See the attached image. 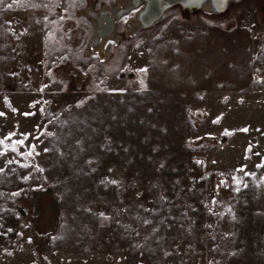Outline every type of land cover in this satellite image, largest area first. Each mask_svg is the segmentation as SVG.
<instances>
[{"label":"rangeland","instance_id":"rangeland-1","mask_svg":"<svg viewBox=\"0 0 264 264\" xmlns=\"http://www.w3.org/2000/svg\"><path fill=\"white\" fill-rule=\"evenodd\" d=\"M12 3L0 4V140L16 134L0 145V264H264V1H176L126 34L136 7L104 53L89 50L85 11L117 0Z\"/></svg>","mask_w":264,"mask_h":264},{"label":"bare ground","instance_id":"bare-ground-1","mask_svg":"<svg viewBox=\"0 0 264 264\" xmlns=\"http://www.w3.org/2000/svg\"><path fill=\"white\" fill-rule=\"evenodd\" d=\"M167 1H171V0H117V6H115L114 8L103 6L99 10H95V9L93 10L92 7L89 6L88 9L85 11V13L88 16L90 15L95 25L94 33H93L94 36L91 37L89 50L97 51V52H99L100 50L102 51L104 40H106L108 37L114 40L118 38L119 35L118 34L116 35L114 30L111 27L109 28L108 21H111L114 24L116 19H118L119 17H121L122 15L126 13H129L131 9H134L136 7L141 8L142 4H144V11L140 12L136 20L131 21L129 19L130 23H129V26L126 28L125 32L126 34H130L131 32H134L136 29L147 26L150 23H152L154 20H156L157 17L160 16V15L158 16V13L156 10L158 9L160 10L159 12L162 13L168 7V6L165 7ZM176 1L180 5L184 7H189L190 9L191 7H202L203 9H206L211 12L220 11L227 5V3L230 2V0H225L222 3L220 2V0H173V2H176ZM140 2L142 3L141 5H140ZM124 8H126V10L122 11L123 12L122 13L120 10H123ZM154 14H157V15L153 16ZM40 193L41 192L37 193L38 195H37L36 202H39L38 197L41 196ZM46 210L49 213V221L47 223V226L48 225L50 226L51 228L50 231H51L53 229V225H51V223H53L52 205L47 206ZM37 213H38V209L35 212V216H39V214ZM45 228L46 227H44V229ZM33 229H34V232L38 233L39 235L50 232V231L38 230L37 227L34 226V223H33Z\"/></svg>","mask_w":264,"mask_h":264},{"label":"snow or ice","instance_id":"snow-or-ice-1","mask_svg":"<svg viewBox=\"0 0 264 264\" xmlns=\"http://www.w3.org/2000/svg\"><path fill=\"white\" fill-rule=\"evenodd\" d=\"M4 2V0H0V4H2ZM82 2V0H70V7H76V6H78L79 5V3H81ZM220 2L222 3L223 2V0H220ZM16 3V0H13V3L12 4H8L7 5V7L8 8H12L13 7V5ZM65 11H67V9L65 10ZM65 17H61V19H64ZM45 19H47V17H45ZM125 20H126V18H125ZM109 44H112V43H114L113 41H109L108 42ZM138 71H140V72H146L147 71V69H140V70H138ZM141 83L143 84V81H141ZM45 88L47 87V85H45L44 86ZM41 91H43V88L41 89ZM79 106V105H78ZM13 111H15V109H13ZM5 115V113H3V112H0V116H4ZM27 115V114H26ZM244 131H247V129H245ZM50 134V133H49ZM225 134L227 135V134H229L228 132H227V130H226V132H225ZM14 135H16L15 133H9L8 134V136L7 137H5L3 140H0V145H3L4 143H5V141L6 140H9V139H11ZM28 137H27V135H24V138L22 139V140H19V141H15L13 144H12V146H11V149L13 150V151H17L18 152V148L16 147V145L17 144H20V145H23V142H24V139H27ZM35 150V145H32L31 146V151H29V152H27V153H23V154H21V155H32V152ZM7 151V147H5V149L3 150V151H0V156H2V155H4L5 154V152ZM45 151H48L47 149H45ZM18 154H20L19 152H18ZM13 161H9L8 163H12ZM22 166H24V167H27V165H22ZM262 166H264V165H258V167H262ZM0 171H3L2 169H0ZM239 171H243V169H240ZM245 175H255L254 173H244ZM25 179H27V177H25ZM235 179V178H234ZM262 183H264V180H262L261 181ZM111 183H117L116 181H111ZM223 183V182H222ZM239 184H240V181L239 180H237V188L235 189L236 191H239L240 190V187H239ZM244 187H247V185H244ZM213 203H215V200L213 201ZM102 216H103V214H101ZM106 218V217H105ZM145 223L147 224V223H150V221H145Z\"/></svg>","mask_w":264,"mask_h":264},{"label":"water","instance_id":"water-1","mask_svg":"<svg viewBox=\"0 0 264 264\" xmlns=\"http://www.w3.org/2000/svg\"><path fill=\"white\" fill-rule=\"evenodd\" d=\"M223 1H225V0H223ZM263 1H264V0H263ZM172 3H174L173 0H171V1H167L165 7H166V6H169V5L172 4ZM142 8H143V7H142ZM142 8L140 9V11L142 10ZM125 10H126V8H124L123 10H120V11L122 12V11H125ZM156 11H157L158 15L161 13V12H159L160 10H158V9H157ZM156 11H155V12H156ZM122 13H123V12H122ZM154 19H155V18H154ZM154 19H153V20H154ZM153 20H152V21H153ZM149 23H150V22H149ZM112 25H113V22L108 21V26H109V28H110ZM51 227H52V226H51ZM50 229H51V228H50V226L48 225V226H46V228L43 229V230H44V231H50Z\"/></svg>","mask_w":264,"mask_h":264},{"label":"flooded vegetation","instance_id":"flooded-vegetation-1","mask_svg":"<svg viewBox=\"0 0 264 264\" xmlns=\"http://www.w3.org/2000/svg\"><path fill=\"white\" fill-rule=\"evenodd\" d=\"M141 4H142V3L140 2V5H141ZM142 7H143V8H142ZM113 8H114V7H113ZM141 8H142L141 11H144V4H142ZM141 8L139 7V11H138V13H137V16L140 14V12H141L140 9H141ZM156 15H157V14H154L153 16H156ZM159 15H160V14H159ZM159 15H158V16H159ZM136 18H137V17H136ZM129 19L131 20L132 18L129 17ZM148 19H149V18H148ZM148 19H147V20H148ZM133 20H136V19H133ZM127 25L129 26V21H128V24H127ZM128 26H127V27H128ZM111 28L113 29L114 27H111ZM93 33H94V32H93ZM116 35H117V34H116ZM93 36H94V34L92 35V37H93ZM117 39H118V38H117ZM117 39H116V40H117Z\"/></svg>","mask_w":264,"mask_h":264},{"label":"crops","instance_id":"crops-1","mask_svg":"<svg viewBox=\"0 0 264 264\" xmlns=\"http://www.w3.org/2000/svg\"><path fill=\"white\" fill-rule=\"evenodd\" d=\"M12 258H13V255L11 257H8V258L3 257V259L6 260V261L11 260Z\"/></svg>","mask_w":264,"mask_h":264}]
</instances>
